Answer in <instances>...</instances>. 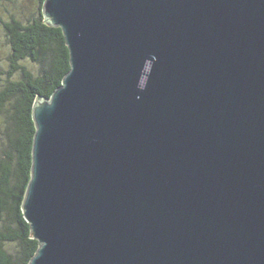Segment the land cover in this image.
Listing matches in <instances>:
<instances>
[{
  "label": "water",
  "instance_id": "1",
  "mask_svg": "<svg viewBox=\"0 0 264 264\" xmlns=\"http://www.w3.org/2000/svg\"><path fill=\"white\" fill-rule=\"evenodd\" d=\"M70 69L32 105L28 264H264V0H44Z\"/></svg>",
  "mask_w": 264,
  "mask_h": 264
},
{
  "label": "trees",
  "instance_id": "2",
  "mask_svg": "<svg viewBox=\"0 0 264 264\" xmlns=\"http://www.w3.org/2000/svg\"><path fill=\"white\" fill-rule=\"evenodd\" d=\"M43 2L0 0V264H28L39 246L22 212L32 105L49 98L70 69L63 33L45 21Z\"/></svg>",
  "mask_w": 264,
  "mask_h": 264
}]
</instances>
